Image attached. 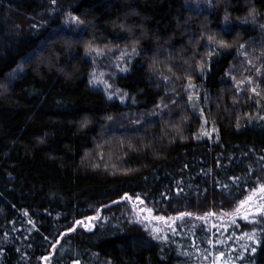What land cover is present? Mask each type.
Instances as JSON below:
<instances>
[{"label": "trees", "instance_id": "obj_1", "mask_svg": "<svg viewBox=\"0 0 264 264\" xmlns=\"http://www.w3.org/2000/svg\"><path fill=\"white\" fill-rule=\"evenodd\" d=\"M217 1L0 0V264H264V0Z\"/></svg>", "mask_w": 264, "mask_h": 264}, {"label": "rangeland", "instance_id": "obj_2", "mask_svg": "<svg viewBox=\"0 0 264 264\" xmlns=\"http://www.w3.org/2000/svg\"><path fill=\"white\" fill-rule=\"evenodd\" d=\"M221 1L223 2L224 0H218L217 3H220ZM229 1H231V0H229ZM249 2H250V7H253L251 10L256 11L254 9V8H256V6L254 5L253 0H249ZM199 18H200L199 19V21H200L199 25L201 27V33H196L193 31L189 32L191 34V37H192L190 39L191 44H193V42H192L193 39H195V40L198 39V42H201L202 40L206 41V40L212 39L213 37H218L220 40H224V38L222 37V34L219 31L217 32V31H214L211 29L210 19L208 17L200 15ZM223 36H225V35H223ZM230 39L233 40V42H235V40H237L238 37L237 38L231 37ZM92 42L88 41V42H85L82 44H83V46L90 48V47H92L91 46ZM233 42L229 41V43H233ZM137 44H138V41L133 40V41H131V43L129 45L130 46H134V45L136 46ZM182 50H184V49L182 48ZM161 55L163 56L164 59L159 60L158 62L154 63V61L157 59V57H161ZM199 56H201L200 53L198 54V51H196L195 55L192 58L197 59V58H199ZM173 60H175V61L180 60L182 62L187 61L186 59L182 60V59H178L177 57L175 58L174 54L172 52H169V50H168V52L164 53L162 48H160L156 51L155 56L154 55L152 56L153 64H157V65L166 67L168 69L169 68L172 69V67L169 66L168 62L173 61ZM180 61H177V62H180ZM184 64H185V62H184ZM195 72H196V70H194V69L186 68L185 70L182 69V71H180V73H179V71H178V73H176V72L175 73L179 74V76H181V78H183L184 80H194L197 76V74ZM255 77L256 76H254V78H253L254 80H255ZM101 78H102V76H101ZM240 84H242V83H240ZM219 93H220V95H219V97H217V101L214 100V104L216 105L215 108L219 109V111H220L219 113L223 114L224 119H225L224 114L227 115V117H226L227 119L225 121H228L229 119L231 120V119H233L234 115H236L240 112H243L246 109L251 110V108H252V103H251L249 98L238 100L237 98H235L233 91L229 90V88L228 89H221ZM261 93H263V95H264V85H263V88L261 90ZM235 102L238 103V108H235L233 106V103H235ZM216 112L217 111L214 112L213 117L216 120H218L219 116H221V115L216 114ZM258 189L254 192L255 193L254 195L253 194L251 195L252 199L250 201H248L247 203H244L242 206H240V209L237 212L238 217L244 219V217L247 216V219H248V218L264 211V192H260V191H258ZM133 202L135 203V205L140 204L137 200H134ZM139 207H140V205H139ZM146 218L153 220L154 222H157V223H164L167 225L171 223V220H168V219H165L162 217H159L160 219H157V216L151 217V215H149L148 213H146ZM89 220H87V222ZM213 220L217 221L218 218L213 217ZM83 224H86V222Z\"/></svg>", "mask_w": 264, "mask_h": 264}, {"label": "snow or ice", "instance_id": "obj_3", "mask_svg": "<svg viewBox=\"0 0 264 264\" xmlns=\"http://www.w3.org/2000/svg\"><path fill=\"white\" fill-rule=\"evenodd\" d=\"M258 191H260V192H264V185H261V187L258 189ZM254 194H255V193H253V195H254ZM251 199H252V196H249V197L247 198L246 201H242V202H241V206H242L244 203H247L248 201H250ZM149 211H151V210H149ZM236 211L238 212V211H239V208H237ZM261 214L264 215V211H262ZM183 215H185V214H181V216H183ZM187 215H191V214L189 213V214H187ZM157 219H160V218L157 217ZM244 219H247V216H245ZM77 223H81V222L78 221ZM249 238H251V237H249ZM252 251H255V249H252Z\"/></svg>", "mask_w": 264, "mask_h": 264}]
</instances>
